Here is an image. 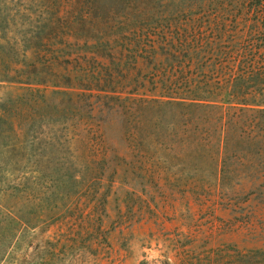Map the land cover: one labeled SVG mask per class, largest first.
<instances>
[{
  "label": "trees",
  "instance_id": "16d2710c",
  "mask_svg": "<svg viewBox=\"0 0 264 264\" xmlns=\"http://www.w3.org/2000/svg\"><path fill=\"white\" fill-rule=\"evenodd\" d=\"M12 1L0 0V81L75 89L67 93L94 98L92 109L101 99L130 124L123 134L135 148L185 149L191 179L203 167L228 179L231 164L264 152V0L245 11L216 0L172 11L150 0H18L16 10ZM28 99L0 107V193L46 148L58 152L53 173L63 182L101 179L109 162L101 126L77 119L87 156L72 166L76 149L57 133L70 107Z\"/></svg>",
  "mask_w": 264,
  "mask_h": 264
},
{
  "label": "rangeland",
  "instance_id": "374dc122",
  "mask_svg": "<svg viewBox=\"0 0 264 264\" xmlns=\"http://www.w3.org/2000/svg\"><path fill=\"white\" fill-rule=\"evenodd\" d=\"M150 1L161 11L209 3ZM216 2L245 11L254 1ZM10 6L23 5L13 0ZM73 90L0 81L2 108H14L20 96L34 108L70 107L57 133L76 149L72 166L87 156L86 141L75 135L77 119L87 128L101 126L109 158L101 179L87 174L63 182L53 173L58 152L46 148L24 162L25 171L8 176L0 193V203L8 205L0 207V264H264V152L244 156L247 164H231L228 179L216 180L206 167L191 179L185 149L135 148L123 134L130 124L119 113L101 99L92 109L95 99L67 93Z\"/></svg>",
  "mask_w": 264,
  "mask_h": 264
}]
</instances>
